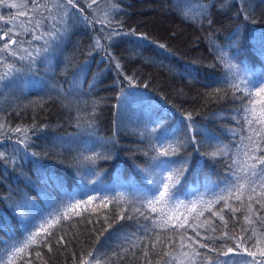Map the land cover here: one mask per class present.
Masks as SVG:
<instances>
[{"label":"trees","instance_id":"trees-1","mask_svg":"<svg viewBox=\"0 0 264 264\" xmlns=\"http://www.w3.org/2000/svg\"><path fill=\"white\" fill-rule=\"evenodd\" d=\"M37 2L0 0V36L23 41L0 40L16 53L0 52V264L264 261V194L240 170L249 126L225 82L229 62L264 72V0ZM36 20L53 35L19 27ZM181 167L173 199L150 203ZM226 181L239 190L217 202Z\"/></svg>","mask_w":264,"mask_h":264},{"label":"snow or ice","instance_id":"snow-or-ice-1","mask_svg":"<svg viewBox=\"0 0 264 264\" xmlns=\"http://www.w3.org/2000/svg\"><path fill=\"white\" fill-rule=\"evenodd\" d=\"M79 0H66L67 7L65 8V15H68V12L71 9H76L78 6ZM12 7H17V5L13 4ZM62 7L64 5H61ZM20 7H25L24 5H20ZM40 7H44V5H41L37 2V0H32V7L29 9L30 11H36ZM91 7V5H89ZM82 11V9H81ZM24 15H27V13H22ZM85 19H87L85 17ZM28 23H32V18L29 17ZM42 20H36L35 21V27L32 29H28L24 27V22H21L19 27L23 28L25 33L31 31L32 33V39L33 40H40L43 38V35H53L52 33H44L43 35H36V29H39L42 25ZM209 23L211 21L209 20ZM12 29H9L7 32L4 33V36H0V40H3L5 37H8V39L13 44H22L23 41L16 40L12 35ZM16 36L20 35L19 32L15 33ZM31 41H29L30 43ZM47 43V41H46ZM96 47H102L99 42L97 41ZM163 47V46H161ZM47 49H45L46 51ZM9 52L11 55H16L15 51L11 50L9 48V43L5 42L2 47H0V52ZM31 55V53H29ZM223 55V54H222ZM262 55H264V52H262ZM111 58V57H110ZM6 59V58H5ZM23 59V57H21ZM11 65H6V68L9 69V71H5L4 73L0 74V81L8 78L11 74ZM117 67H119V64H117ZM225 67L229 69V71L232 72L233 75V81H225L229 84V87L233 90V92H240L241 95L236 97V99L241 100V110L243 112L242 119L248 124L249 128L248 131L250 135L247 137L249 144L244 145V148L246 151L243 153L245 157L246 164H243L241 169L242 171H245L246 176H249L250 179H248V183L252 184L253 187L251 191H255V184L260 185L261 193L264 194V155H257L258 152L264 151V148H261V142L264 141V107L260 109V114H257V109L255 105L258 103L256 101L255 96H260L262 93H264V72H261L259 75H257L255 78L252 76L243 75L242 72L237 71V66L232 63H226ZM130 79V78H129ZM238 81V82H236ZM253 90H255V96L253 95ZM247 100V103H244V101ZM188 119L191 120L192 117L189 114ZM156 123H159L157 121ZM259 125V127H256ZM16 131H20V129H16ZM164 146L163 141H161V147ZM178 151V146H174L169 144L167 148H165L164 151L160 152V156L167 157L169 155H175ZM205 155H208L210 158H216L217 156L227 155L226 150L223 147H217V150L211 153H205ZM99 154H97V157ZM163 163V161H162ZM240 163L239 161L233 160L231 164H229L230 172L233 176H235V171H233L234 166ZM185 169L183 167L179 169H173L170 170L169 176L167 177V180L169 183H166L164 179H161L157 182L158 186L162 185L165 191L160 192L159 196L156 197L155 194H153L154 199L150 201V203H154L156 200H162L164 203H167L168 201H171L173 199L174 194L172 193L171 189L176 186L180 182V178L182 177ZM239 178H237L238 180ZM227 187L226 189L222 191H226L228 193L227 196L220 195L217 197V202L220 200H227L232 197L233 191L239 190L238 184L232 183L231 181H226ZM157 191H159V187H157ZM94 199V197H92ZM236 199H240V196H236ZM249 199H252L251 195L249 196ZM257 203H261L259 199L256 201ZM262 207H264V204H262ZM153 211H155V208H153ZM235 211V209H233ZM21 216H23V213H20ZM223 219V217H221ZM42 227V226H41ZM51 235V233H49ZM198 235V233H197ZM31 238V237H30ZM155 247V245H153ZM201 247H205V245H201ZM17 251H22V248H17ZM228 251H232V249H229ZM252 256H255V253H249ZM39 255V253H37ZM91 256L92 253H89ZM145 255H147V252H145ZM261 255L264 256V251L261 252ZM84 264H87V261L84 262ZM246 264H264V261L262 262H256L255 260L246 262Z\"/></svg>","mask_w":264,"mask_h":264}]
</instances>
